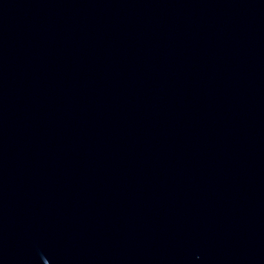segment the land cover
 Segmentation results:
<instances>
[{
	"label": "water",
	"instance_id": "water-1",
	"mask_svg": "<svg viewBox=\"0 0 264 264\" xmlns=\"http://www.w3.org/2000/svg\"><path fill=\"white\" fill-rule=\"evenodd\" d=\"M0 264H264V0H0Z\"/></svg>",
	"mask_w": 264,
	"mask_h": 264
}]
</instances>
